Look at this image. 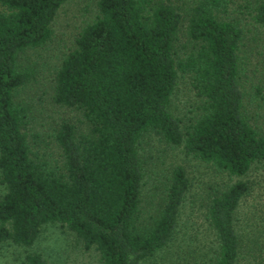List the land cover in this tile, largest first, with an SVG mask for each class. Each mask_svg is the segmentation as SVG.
Instances as JSON below:
<instances>
[{"label":"trees","instance_id":"16d2710c","mask_svg":"<svg viewBox=\"0 0 264 264\" xmlns=\"http://www.w3.org/2000/svg\"><path fill=\"white\" fill-rule=\"evenodd\" d=\"M64 1L0 0V242L30 245L43 224L58 222L84 248L96 249L100 264H146L158 251L167 253L172 239H183L178 224L189 187L178 164L154 206L144 209L138 147L148 132L228 174L264 163V129L243 110V28L219 13L225 0H97V13L76 33L53 77L51 100L80 118L54 127L55 153L44 157L30 147L28 110L16 97L27 79L20 54L48 40ZM253 21L264 24V0ZM184 72L200 103L182 123L169 101ZM250 187L237 178L211 195L204 215L214 245L185 232L194 239L183 250L189 264H264V239L246 236L239 221ZM260 208L249 204L243 214L264 216ZM184 227L192 232L189 223ZM22 261L49 264L38 251Z\"/></svg>","mask_w":264,"mask_h":264},{"label":"rangeland","instance_id":"374dc122","mask_svg":"<svg viewBox=\"0 0 264 264\" xmlns=\"http://www.w3.org/2000/svg\"><path fill=\"white\" fill-rule=\"evenodd\" d=\"M97 0H67L62 2L50 22L51 34L43 44L27 48L20 54L27 79L16 90L18 101L28 110L26 133L30 147L44 157L54 155L52 132L61 121L77 122L80 113L73 108L59 106L51 100L55 68L63 54L74 46V37L80 28L97 13ZM259 0H225L221 16L238 18L243 28L239 55L241 58L240 82L244 89L243 110L249 122L258 130L264 129V24L253 21ZM185 37L180 34V41ZM181 51V50H179ZM200 101L190 83L189 75L178 73L170 95L169 108L185 123L199 112ZM53 147V148H52ZM144 164L141 204L144 209L154 206L164 178L172 167L182 165L189 187L185 194L179 217V231L183 239H172L166 251H158L146 264H189L190 258L183 253L189 244L186 233L198 236L205 247L214 245L208 240L211 234L204 215L206 204L216 191L237 178L249 182V194L241 205L239 221L246 236L257 235L264 239V216L248 218L243 208L257 203L264 207V163L252 164L245 174L232 175L220 171L208 162L185 153L181 144L164 141L153 131L148 132L138 147ZM3 186L0 185V195ZM252 202V203H251ZM257 212H264L260 208ZM189 223L192 232L184 226ZM186 232V233H185ZM252 244L248 242L247 246ZM203 245V246H204ZM187 246V247H184ZM184 247L183 249H180ZM40 252L49 264H100L93 247L84 248L75 234L58 222L45 223L30 245H18L9 240L0 242V264H24L26 252ZM247 255V254H246ZM187 258V260H186ZM168 261V262H167ZM143 264V263H142Z\"/></svg>","mask_w":264,"mask_h":264}]
</instances>
